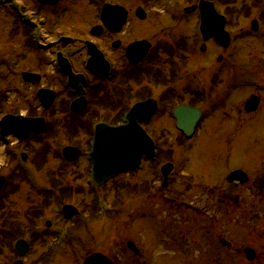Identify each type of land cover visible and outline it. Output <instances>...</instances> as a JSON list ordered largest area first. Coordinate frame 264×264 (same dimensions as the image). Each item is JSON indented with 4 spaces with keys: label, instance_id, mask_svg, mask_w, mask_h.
I'll return each instance as SVG.
<instances>
[{
    "label": "flooded vegetation",
    "instance_id": "1",
    "mask_svg": "<svg viewBox=\"0 0 264 264\" xmlns=\"http://www.w3.org/2000/svg\"><path fill=\"white\" fill-rule=\"evenodd\" d=\"M12 1L19 8L16 12L10 9L11 14L7 11L9 24H2L0 30L5 36L17 28L24 37L22 46L18 48L0 47V119L7 114L23 118L40 117L44 119V126L40 132L30 133L22 139L6 136L4 142L0 138V144L7 150L8 162L14 166L10 174L4 175L0 195L16 187H24L30 193L31 185L25 178L19 182L11 176L18 170L20 156H25L28 162L37 160V155L42 159L44 150L48 149L44 136L49 129L53 132L55 128H62L71 136L80 133L79 130H91L95 122L119 124L120 117L135 102L152 98L156 102V110L141 125L152 131L149 130L150 125L157 123L153 130L158 135L157 145H160L159 135L176 131L173 110L177 105L197 106L201 116H206V111L197 102L206 106L209 96H213L212 99L218 102L213 106L223 108L230 97L225 93L235 90L236 85L231 81L229 86H225L221 72L217 71L209 78L207 71L210 67L221 69L227 59L224 52L234 38L230 27H237L241 13L249 12L250 7L260 2L241 0L237 7L238 1L235 0H80V4L93 8L90 12V7H87L96 20L80 34L81 21L71 13L74 8L79 13V0ZM207 2L224 17L225 22L210 12ZM104 5L114 7L107 9L105 23L102 21ZM261 18H264L262 14L258 16ZM188 24L192 29L186 28ZM224 30L229 34L228 40L223 38ZM256 31L252 30L250 34ZM88 42L89 45L94 44L99 53L90 52ZM140 42L148 44L144 54L143 43ZM197 57H200L201 77L193 83L196 73L188 65L191 66L192 59ZM219 87L220 90L222 87L226 89L223 96L218 97ZM49 90L53 92V100L47 107L45 101L49 98ZM40 96L46 100L43 102ZM232 109L239 117L242 112L239 104L235 103ZM166 121L169 125H165ZM227 184L233 188L239 185L236 182ZM159 192L160 189H156L154 194ZM234 192V189L220 188L216 195L220 210L216 212L223 210L225 203L229 205L230 199L238 201L233 198ZM43 202L45 199L40 198L33 206H25L27 211L31 206L40 211L35 212L25 228L22 227L29 246L23 264L28 261V264H53L51 261L64 246L47 232L48 226L59 224L46 220V215L42 216L45 210ZM217 221L216 218L215 223L203 222L202 246L213 244L212 255L218 257L220 247H226L228 253L224 258L233 261L240 250L238 246L234 247L233 239L229 242L221 237ZM1 244L8 245L3 240H0ZM36 247L39 251L35 250ZM9 253L14 261L17 256L13 249L9 248ZM90 253L89 249H84L82 256L80 251L77 252L75 263L83 264ZM106 256L112 258L111 253ZM5 264H9V259ZM124 264H127L126 260Z\"/></svg>",
    "mask_w": 264,
    "mask_h": 264
},
{
    "label": "rangeland",
    "instance_id": "2",
    "mask_svg": "<svg viewBox=\"0 0 264 264\" xmlns=\"http://www.w3.org/2000/svg\"><path fill=\"white\" fill-rule=\"evenodd\" d=\"M235 1H238L237 4H235L237 7L242 3L241 0ZM259 3L254 7H250L247 14L240 15L237 27H230L233 31L232 36L234 38L230 47L225 52L223 51L227 59L226 62L222 63L221 69L215 70L213 67H210L207 71L209 78L215 72H221L220 75L223 76V85L229 86V83L232 81L235 83L236 89L225 93V95L228 93L230 97L221 109L214 108L213 105H215V103L218 104V102L212 99L213 96H209L206 106L197 102V105L202 107L207 114L203 122L199 123L198 129L193 137L185 144H182L177 150H173V154L170 156V159L174 161L173 163L175 165L174 178L172 179L173 183L171 187L168 188L163 195H166V198L171 199V201H162L160 194L157 198H153V202L155 203L154 206L151 198L147 201L146 198L137 195L129 196L128 199L121 204V208L120 206L115 208L118 212L115 210L99 212L98 217L94 219L95 221H89L88 225L90 228H83V232L81 233L68 230L64 241L69 242L77 240L88 244L94 242L95 247L106 250L111 248V252L115 253L119 248V244L112 242L113 240L108 241L105 237V240L103 239L105 229H107V235L109 234L108 224L111 223L110 238H116L115 240L119 243L128 238L135 241L137 244H141L146 253L144 259L147 260L149 264L167 263L168 261H170L171 264H264V198L260 201L258 190L254 187V182L257 177H264V88L262 87V85H264V18L258 19L259 15L262 14L264 16V0H260ZM87 7L90 6L81 3L79 5L78 14L75 8L71 12L73 16L75 14L74 17H77L81 21V26L78 30L80 34L85 31L84 29L88 24L92 25L96 22L92 17V13H90L93 11V8L90 7L89 11H92L89 12ZM7 11L11 14L8 5H0V24L5 26L9 24V15ZM252 18L258 19L259 26L256 33L251 35L250 32L252 30L249 25ZM186 28L192 29L189 24ZM3 36L4 33L0 30V47L1 45L14 48L22 46L21 44L24 36L21 35V32L17 28H13L10 34H6L4 38ZM236 55H238V58H236ZM200 66V57L192 59L191 66L188 65L191 71L196 73V76L192 78L193 83L201 77ZM225 89V87H222V90H220L219 87L216 96H223ZM252 92L257 93L260 97L259 110L257 109L258 111L254 114L250 113L251 115H242L239 119L232 108L235 103H238L239 107H241L242 102ZM111 112L114 114L113 111ZM110 116H112V114L109 115V117ZM208 123L209 127H207ZM156 124L157 123H152L150 128L153 130ZM165 125H169L168 121H166ZM52 128L54 129V127ZM55 130L56 132L54 133L48 130L44 137L46 139L48 137L49 141L57 143L58 146L66 143V140L68 141L65 137L66 135L61 134L58 128H55ZM168 135L174 137L176 134L172 132L167 134V136ZM76 136L77 139H81V141L87 138V136L81 133ZM73 139H75V137ZM57 145L54 144L55 150L58 148ZM45 156L49 158V154L46 152ZM0 157L2 156L0 155ZM45 160L46 158L42 157L41 160L34 161L38 166L39 162H41V165H44ZM79 160L73 164H68L64 162L61 163L59 159L54 158L50 161L48 166L41 168L39 173L53 186L58 185V190H65L68 193V198L65 202L71 203L79 209L82 205L81 202H88L96 194H99L101 198L107 195L106 197L104 196V198L110 201L112 194L108 193L109 186L106 187L107 192L103 189L96 191L97 193L95 192L94 194L88 192L85 181L86 178H88V174H86L84 170L85 165L83 163L85 161L83 159ZM60 165L63 171H60ZM229 166H236L246 171L248 177H250L249 182L244 185H237L236 188L226 184L225 176L230 169ZM12 169L13 164H8L1 168L0 173L10 174ZM151 171H153V169H150V172ZM141 172L142 171L137 173L138 177L129 175L126 177H117L116 180L121 181L126 178L136 180L141 178L140 175L143 173ZM184 174H189V176ZM183 175L184 178L182 177ZM154 178L156 180L157 177ZM190 178L193 179V188L191 190L189 187L190 181H188ZM181 179L184 184L188 185L189 192H184L182 190ZM178 182H180V185H178ZM214 185H218L217 189H234L235 192L233 195L238 198V202L234 203V201L230 199L229 205H226V203L223 205L224 211L221 210L220 212H216L220 209H218L215 203L218 198L215 197V195L213 196L215 189L213 192L211 190ZM129 187L130 189H128V191L134 190L135 188L133 185H129ZM23 190L12 198L8 197L5 203L0 207V227L4 228L3 230L6 231V233L0 234V239H5L9 235H15L20 232L19 226L32 220L35 212L38 213L40 211L39 208H33L32 205L31 210L28 209L27 214L10 212L6 215L8 210H23L24 207L28 205L30 197L27 195L26 189L24 190L25 194ZM58 190L49 195L53 198L58 197ZM5 195H7L6 192H3L0 196L4 197ZM182 200L197 206L200 212L194 214L193 211H188L189 208L183 207L176 210L173 208L169 210V207L176 206L177 202L179 203ZM49 202L50 200L47 199L46 203ZM57 209L59 211L60 207L50 206V211L47 215L50 217H59ZM159 209H163L164 211L159 212ZM140 212L143 213L142 218L138 221L134 220ZM164 213H167L174 220H178L179 222L182 221L181 225L186 224L187 226L191 219H196V221H198V224L194 227H187L189 229V244L186 249L188 252L185 256H182V258L180 254L181 248L178 249L179 252L176 250L175 243L172 242L174 238L172 235H177L176 238L179 239L180 233H176V228H166L176 223L173 222L172 219L167 218V216H164ZM182 214L184 218L180 219ZM189 216L191 218H189ZM126 217H128L127 220ZM216 218L218 219L217 224L221 237L229 242H232L231 240L233 239L234 247L236 248V246H238L240 250V254L233 260L234 262L231 261V258H224V255L228 253L226 247H220V257L214 256L212 255L213 244L211 246L208 245V248L204 249L200 245L201 238L199 240L194 238V233L199 237H201L203 233L200 228V221H207L211 224L215 223ZM71 222V220L66 221L65 219L63 223L64 227L70 228ZM128 222L129 225H125ZM122 224H124V226ZM192 224H194V221ZM162 226H165V228ZM160 231H164L161 233L160 239L164 238V240H168L169 245H162V247L157 245L156 248L162 249L166 247L173 249L166 259H164L162 255H157V250L155 248L157 243L155 238L159 236ZM170 234L171 237L169 236ZM181 234H184V231ZM104 241H106V244H104ZM109 242L110 245L107 244ZM246 246H251L255 249L254 251H256L257 254L255 261H248L244 257L242 249ZM88 247L89 246H87V248ZM36 249L39 251L38 247H36L35 250ZM5 251L6 250L0 255V264L4 261L2 255H4ZM75 252V249L67 246L63 249L62 253L58 255L59 259L56 261V264H76L75 260L78 254H75ZM32 253H34V251ZM73 255L74 258L72 259ZM173 256L174 259L172 258ZM201 259L203 261H201ZM51 262L55 264V261Z\"/></svg>",
    "mask_w": 264,
    "mask_h": 264
},
{
    "label": "water",
    "instance_id": "3",
    "mask_svg": "<svg viewBox=\"0 0 264 264\" xmlns=\"http://www.w3.org/2000/svg\"><path fill=\"white\" fill-rule=\"evenodd\" d=\"M227 38V35L225 34V39ZM256 102H257V100H256V98H254V97H252V98H250L248 101H247V105H246V109L247 110H253L254 108H255V106H256ZM140 106H143L144 108L145 107H148L150 110H151V106H150V104L149 103H140V104H137L135 107H133V109L130 111V116L132 115V114H134L135 113V115L132 117V122H133V124H134V120H135V116L137 115V109H139V107ZM179 112H178V121L181 123V124H184V125H186V126H189L190 127V125L189 124H191V123H193L194 121H195V119L197 118V112H195L193 109H188V108H185V107H183V108H179V109H177ZM187 111H189V113H190V115H191V119H189L188 117H187ZM180 113V114H179ZM21 123H24V121H22ZM26 124H16V125H30L31 123L34 125V120H26V122H25ZM132 123H129L127 126H126V128L124 129L125 130V132H126V135L128 134V136H130L131 135V131H133L134 129L132 128V125H133ZM105 132H107V133H110L109 132V130H105ZM121 134H123V130H118V131H115V132H112V135H121ZM140 135H144V136H146L145 134H144V132L140 129L139 131H135L134 132V136H136V137H138V138H140ZM106 139H108V138H106ZM110 139H112V136H111V134H110ZM146 141V140H145ZM103 144H105V140L103 141ZM122 147L123 146H121V149H122ZM149 145H145L144 146V149H143V151L144 152H147V151H149ZM111 150L114 152V147L113 146H111ZM100 167L102 168V167H110V168H116V165H114V164H107L106 165V163L105 164H101V165H99V167L97 166L96 168H95V170H94V172H93V175H94V177H95V174H97L98 175V173H97V171L100 169ZM117 170L115 169V170H113L112 171V173H109V174H113V173H115ZM103 174H108V172H104ZM230 177H237V178H239V179H241L242 180V177H245L244 175H243V173H241L240 171H235V172H233L232 174H231V176ZM105 178V177H104ZM104 178H102V180L104 179ZM246 255H247V257L249 258V259H252L253 258V256H254V253H253V251L251 250V249H246ZM89 260H91V259H89Z\"/></svg>",
    "mask_w": 264,
    "mask_h": 264
}]
</instances>
